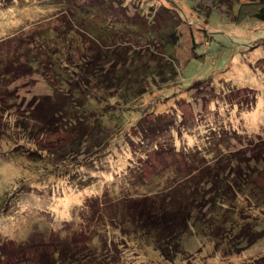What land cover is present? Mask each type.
Masks as SVG:
<instances>
[{
    "label": "rangeland",
    "instance_id": "374dc122",
    "mask_svg": "<svg viewBox=\"0 0 264 264\" xmlns=\"http://www.w3.org/2000/svg\"><path fill=\"white\" fill-rule=\"evenodd\" d=\"M214 1L218 2L109 0L106 10L96 7L95 13L91 9L88 12L92 14L90 23H106L107 26L95 27L102 29L105 39L92 46L94 40L89 42L83 37V48L79 49L77 42L71 49L58 33L70 39L75 27L89 37L93 26L77 21L75 14L77 10L88 14V5H102V0H0L1 74H6L11 65L14 69L23 68L31 59L29 56L41 62L29 76L24 77L23 70L17 72L20 79L17 75L0 76V210L8 209L0 215V253L5 250L17 256L4 258V264H14L21 258H27L28 264H37L38 257H45L48 262L56 250L63 254L62 249L81 252L92 260L98 256V262L93 264H169L152 243L125 237L104 220L99 224L104 208L95 200L103 195H108L110 198L104 197L111 202L149 199V204L156 202L159 207L167 199L168 205L171 192L184 189L193 176L191 169H198L203 163L213 165L220 155L239 150L238 142L243 139H250L257 147L264 141V23L253 19L255 9L250 5L246 4L240 13L238 7L231 10ZM168 27L178 28L171 46L180 65L165 52L164 46L169 45L167 36L158 37ZM80 33L72 39L81 40ZM47 39L57 46H47ZM92 47L125 56L116 57L118 66L132 57L151 66L171 63L173 59L180 70L179 80L153 87L147 83L146 95L126 105L117 103L122 88L95 75L87 78L101 103L91 95L86 102L77 104L79 109H86L85 103L94 107V115H88L80 126L88 128L86 139L94 132V137L100 139L101 135L103 141L96 145L93 154L62 156L64 152L68 154L66 147L79 139L75 131H70L72 127L63 109L56 110L54 122L44 124L54 130L44 128L41 132L30 126L31 113L36 111L30 104L37 106L67 92L63 76L77 81L83 78L81 75L86 72H78L76 65L84 60V52L91 56ZM59 49L74 62L61 72L55 68L60 62L50 59V54ZM27 52H32V56ZM112 62L105 58L99 68L107 73ZM78 90L83 96L89 93L83 84ZM227 98L233 100V105L227 103ZM86 139L82 149L90 146L85 145ZM202 150L210 156H201L198 151ZM263 163L255 167L253 162L251 167L264 171ZM99 170L103 174L99 175ZM196 172L199 175L200 171ZM252 181L264 187V178ZM120 189L125 190L121 194L109 193ZM188 197L182 198L184 203ZM244 209L250 227L264 234V208ZM92 211L98 214L93 215ZM219 227L224 228L221 236L233 233L224 225ZM207 234H197V230L187 234L173 264H264V236L241 255L233 251L224 257L230 247L228 239L217 240L215 235ZM257 259L259 262L252 263ZM65 263L70 264L66 260Z\"/></svg>",
    "mask_w": 264,
    "mask_h": 264
},
{
    "label": "trees",
    "instance_id": "16d2710c",
    "mask_svg": "<svg viewBox=\"0 0 264 264\" xmlns=\"http://www.w3.org/2000/svg\"><path fill=\"white\" fill-rule=\"evenodd\" d=\"M102 1L104 5H101L100 2H94L88 5L87 13L90 9L95 13L94 10L96 9V7H101L100 9L106 10L105 4H107L109 0ZM214 2L231 10L238 7L240 13L243 12L246 4L247 6L250 5L255 9L253 19L264 23V0H218V2ZM215 10L216 9L212 7L211 12H214ZM88 14H86L84 11L77 10V14L75 15L77 21L85 23L88 22L89 24L92 14ZM100 22L101 21L95 22L92 20L90 25L93 27H88L90 28V33L88 34L89 37H85L86 34L82 33L79 28L78 30L75 27L72 31L70 39L69 37L64 38V35H62L61 32L58 33V37L60 38L62 36L61 40L63 42L69 43V48L71 49L75 46V44H77V42H79V49L83 48V37L86 40H88L87 38H89V42H91V39L92 41L94 40L95 43H91V45L96 44V42H99V39H105V35L101 33L102 29L95 28L96 26H98V24L106 25L105 22ZM147 24L148 26H151L150 22H148ZM84 28H87V26L85 25ZM177 29V27H175L174 29H171V27L163 29L160 31V34L158 33V37L167 36L166 40L169 45L164 46L165 52L167 54L170 53L174 61L177 62L178 60L180 65V60L177 58V55H174L176 54V52L172 50L173 46H171V44L174 43V31H176ZM77 32H81L80 35L82 36L81 40L79 41L72 39H76V34H78ZM50 42L51 39H47L45 44L47 46H57L55 44L53 45V43ZM161 43L164 44V42ZM56 44L59 45V42H56ZM89 50L92 53L91 56L87 57L88 52L86 51L87 55L84 52L82 57L84 58V60L82 59L80 63L78 62L76 65V67H78V72H86V74H84L85 77L81 75L83 78L77 81L74 77L63 76L64 80L62 82L66 87H68L66 89L67 92L56 94L55 99H47L42 103L37 104V106H35L34 104H30V107H34L33 109L36 108V111L31 113L32 123L30 124V126H33L32 130L37 128V130L40 129L41 132L49 130V128L54 130L53 126L44 124L54 122L55 118L57 117H55L56 110L58 108L63 109L64 113L66 114V120L69 122L68 125L69 127H72L70 131L72 133L75 131L74 134L77 136L76 139H79L78 141L70 144V146L66 147L68 154L64 152L62 153V156L68 155L69 157L82 154H93V150L97 148L96 145L103 141L101 135H99L101 137L100 139L98 137L95 138L94 132L90 134L89 140L86 139V137L88 138V133L85 130H87L88 128L86 127V125L80 126L85 124V120L89 118L88 115H94L92 112L94 110V107H92L90 103H85L84 106L86 107V109H79V107L81 106H77V104H81V102L83 103V101L86 102L87 98H89V96L91 97V95V98H93L94 101L101 103V101H99V99L95 97V94H93L92 90L90 89V84L88 82V79L90 77H94L95 75V77L101 78V80L105 83H109L108 81L110 80V82H112V85H114L116 88H122V94L117 103L124 102V104L126 105H131L139 101L141 97L146 95L147 83L152 85L153 87L159 86L158 84L164 81L173 83L179 80L180 70H178L179 68L176 63L173 62V59L171 63L162 62L158 65L151 66V64L145 62L143 59L132 57L130 58L131 61L128 58V61H126L127 63L125 62L121 64V66H118L119 63L114 60H116V57L124 59L125 56L123 57L121 53V55H116L114 54V50H112V52H110L109 50L107 52H104L103 49L96 50L94 47ZM59 52L60 49L54 51V55L50 54V56L53 57H51L50 59H52L53 63L60 62V66H57L55 68L58 72H61L64 66L66 67V65H68V67H70L71 65H74V62L72 58H70V55L68 57L67 55L60 52L59 56ZM33 53L41 54L35 51ZM33 53L27 52V54L31 56ZM54 57L55 60L53 61ZM29 58L31 59H29L28 64L23 68L14 69V65H11L7 67V70L9 71H6V74H1L0 72V76H18L19 73L17 72L22 70L25 71L24 77L29 76L32 72V69L37 70L39 68V65L41 66L40 60L32 58L30 56ZM105 58L110 59V61L113 60L110 66V71H108L107 73H104V70L100 69L102 68L101 65H99ZM17 78H19V76ZM76 81L79 83H77ZM1 83L2 80L0 79V85ZM81 84H83L85 88L88 89L89 93H87V96H83V93L81 94L82 96L79 94L81 92H79L80 90L78 89ZM82 98H86V100H83ZM227 103L233 105V100L231 98H227ZM251 106L252 105L250 104V108L248 110L251 109ZM120 108L121 111H127V109H124L123 107ZM248 110H244V112H249ZM48 111L49 115L47 113ZM111 116V120H113L114 114H112ZM75 120H79V122L76 123ZM118 127H122V124H119ZM78 132L80 133L78 134ZM83 139H86L85 141H87L85 145H90L91 147L88 146L84 148L85 150L82 149L84 142ZM238 144L241 146L239 150L229 152V154L227 155H220L214 160L213 165H206L203 163V165H200L198 169H191L194 171V174L188 180V183L185 184L187 186L184 185V189H181L180 191H178V193L171 192V196L167 197L171 198V202L168 203V205L167 199H164L166 200H163L164 202H160L158 204L159 207H157L156 202L149 204V199H112L111 202L110 199H108L107 201L105 199L106 197L110 198L108 195H103V197L97 198L98 200H95V203L104 208L102 209L104 210V212H102V215H100L101 220L98 223L100 224V222L104 220V223L106 221L107 225L111 226L115 232H118L125 237H131L139 241H148L152 243L157 252L160 253V257L162 258V260L169 264H173L176 262L177 257L181 254L183 243L182 241L187 234L193 232L195 233V230H197V234L203 233L208 235L207 233L210 232L212 235H215L214 237L217 240H219V238H226V240L228 239V245L230 247L226 253H223L224 257H226L227 255L231 256V253H233V251L236 252L234 253L235 255H241L242 253H244V251L262 240L264 236L263 233L256 232L253 228L250 227V219L243 213L245 207H248V209L250 210H260L264 208V187H261L256 184L255 181H252L256 178H264V171H262L261 169H254L258 163L264 162V141L260 142L258 144V147L250 143V139H243L239 141ZM105 145H103V148ZM154 145L156 146V144ZM259 147L260 149L262 148V150H258ZM198 153L205 158H207V156H210V154H206L204 150L198 151ZM246 156L248 157L246 158ZM253 162H255L254 168L251 167ZM228 170H231L229 174ZM196 171H200L199 175H196L198 173ZM98 172L101 173L99 174ZM98 172L97 173L99 175L103 174L102 170H99ZM199 176L200 180L197 179V177ZM123 190L125 189H120V191L118 192L110 190L109 193L121 194ZM186 196L189 197L188 199H186L187 203H184L185 201L182 200V198ZM206 209L207 211L205 212V214H203ZM5 211H8V209L0 210V215L5 214ZM92 212H94L93 215L98 214L95 211ZM237 215L238 217H235ZM222 219H224V224H221ZM232 219H235L236 221H233ZM199 223L201 225H199ZM220 225H224L228 232H233V235L226 234L225 236H221L222 230L224 228H220ZM242 245H244V247H242ZM62 251L64 252L63 254L61 252L59 253L58 250L53 252L48 262H46L45 257H38L39 260L37 264H66L65 260L70 264H93L95 261L98 262L96 258H99L97 256L92 260V257H83L81 252L71 253L70 251H64L63 249ZM10 254L11 253L9 251H1L0 264H4V258L8 256L14 258L17 257L16 255ZM68 256L71 259H68ZM257 262H259V259L252 261V263ZM14 264H28V259H17Z\"/></svg>",
    "mask_w": 264,
    "mask_h": 264
}]
</instances>
